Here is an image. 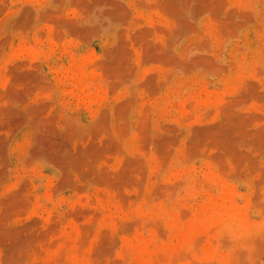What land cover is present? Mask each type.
I'll return each mask as SVG.
<instances>
[{
	"label": "rangeland",
	"instance_id": "374dc122",
	"mask_svg": "<svg viewBox=\"0 0 264 264\" xmlns=\"http://www.w3.org/2000/svg\"><path fill=\"white\" fill-rule=\"evenodd\" d=\"M0 264H264V0H0Z\"/></svg>",
	"mask_w": 264,
	"mask_h": 264
}]
</instances>
